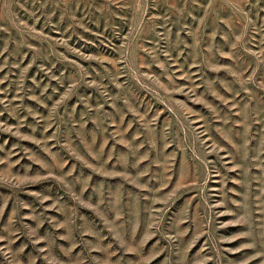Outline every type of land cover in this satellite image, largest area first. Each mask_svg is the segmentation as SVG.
<instances>
[{"label":"rangeland","instance_id":"374dc122","mask_svg":"<svg viewBox=\"0 0 264 264\" xmlns=\"http://www.w3.org/2000/svg\"><path fill=\"white\" fill-rule=\"evenodd\" d=\"M0 264H264V0H0Z\"/></svg>","mask_w":264,"mask_h":264}]
</instances>
